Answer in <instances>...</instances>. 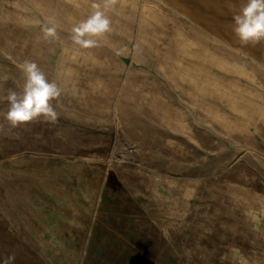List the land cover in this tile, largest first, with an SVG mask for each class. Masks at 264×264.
I'll list each match as a JSON object with an SVG mask.
<instances>
[{
	"label": "rangeland",
	"instance_id": "1",
	"mask_svg": "<svg viewBox=\"0 0 264 264\" xmlns=\"http://www.w3.org/2000/svg\"><path fill=\"white\" fill-rule=\"evenodd\" d=\"M94 2L0 0V264H264V40L237 2L117 0L84 49ZM26 60L55 122L5 119Z\"/></svg>",
	"mask_w": 264,
	"mask_h": 264
},
{
	"label": "clouds",
	"instance_id": "2",
	"mask_svg": "<svg viewBox=\"0 0 264 264\" xmlns=\"http://www.w3.org/2000/svg\"><path fill=\"white\" fill-rule=\"evenodd\" d=\"M117 0H102V3L94 2V11L86 20L80 21L71 29V40L81 48L89 49L98 45V40L93 37H102L111 31V21L107 11L115 6ZM233 31L243 45L259 43L264 40V0H246L239 6V10L232 16ZM58 25L52 23L45 25L43 32L45 38H58ZM20 68L25 77L21 92L9 89L7 100L8 111L5 119L13 126H20L39 120L55 122L58 113L53 101H57L62 95L61 87L55 81H49L39 66L26 60ZM14 256L7 257L3 264H10Z\"/></svg>",
	"mask_w": 264,
	"mask_h": 264
},
{
	"label": "built area",
	"instance_id": "3",
	"mask_svg": "<svg viewBox=\"0 0 264 264\" xmlns=\"http://www.w3.org/2000/svg\"><path fill=\"white\" fill-rule=\"evenodd\" d=\"M115 149V148H114ZM116 150V149H115ZM114 150V151H115ZM135 149L133 146L131 145H124L122 147V154H120L119 158L122 159V160H125L127 157L131 156L133 153H134ZM118 152V151H117Z\"/></svg>",
	"mask_w": 264,
	"mask_h": 264
},
{
	"label": "crops",
	"instance_id": "4",
	"mask_svg": "<svg viewBox=\"0 0 264 264\" xmlns=\"http://www.w3.org/2000/svg\"><path fill=\"white\" fill-rule=\"evenodd\" d=\"M230 1V3H231V5L232 4H236V3H234V2H237L238 3V5H242V4H244L245 2H246V0H227V2H229ZM255 51V50H254Z\"/></svg>",
	"mask_w": 264,
	"mask_h": 264
}]
</instances>
